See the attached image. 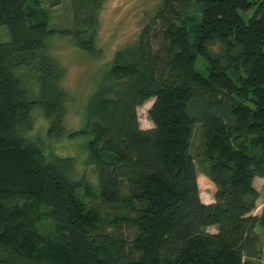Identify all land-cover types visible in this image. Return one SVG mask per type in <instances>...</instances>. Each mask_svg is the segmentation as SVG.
Here are the masks:
<instances>
[{"label":"trees","instance_id":"obj_1","mask_svg":"<svg viewBox=\"0 0 264 264\" xmlns=\"http://www.w3.org/2000/svg\"><path fill=\"white\" fill-rule=\"evenodd\" d=\"M27 1L0 0L8 32L0 41V264L264 260V207L251 214L253 178H264V0L159 1L114 51L87 97L82 125L67 135L83 139L94 188L83 172L76 175L72 156L45 150L25 132L37 110L47 139L64 134L69 96L48 44L69 38L92 54L101 0L75 20L81 26L59 30ZM19 67L36 76L32 98ZM149 99L152 125L142 129L136 107ZM196 123L202 172L214 187L209 203L199 198L189 152ZM93 190L102 205L122 204L131 216L100 219L82 201ZM121 223L134 227L130 240L104 232Z\"/></svg>","mask_w":264,"mask_h":264},{"label":"rangeland","instance_id":"obj_2","mask_svg":"<svg viewBox=\"0 0 264 264\" xmlns=\"http://www.w3.org/2000/svg\"><path fill=\"white\" fill-rule=\"evenodd\" d=\"M159 1L101 0L96 11L97 26L92 54L75 47L69 38L54 36L49 41L47 52L62 67L61 85L69 96L63 116L64 134L59 138L47 139L45 136L47 122L37 110L33 111L31 128L25 134L32 140L39 141L45 150L58 156H72L76 163V175L83 172L92 188L95 186L93 170L82 163L84 157L83 139L78 136L69 138L67 135L82 125L87 97L94 89L104 68L108 66L114 51L133 38L139 28L153 15ZM90 2L91 0H75L76 11L73 8L74 0H28L27 6L41 12L50 28L59 30L71 28L74 25L81 26L82 22L75 20L87 16ZM159 26L160 24L157 22L154 26L155 32ZM7 37L6 28L0 26V41H5ZM152 45L155 48L158 47L156 37L152 39ZM17 71L21 75L22 85L27 95L30 98L34 97L38 86L36 76L25 67H19ZM200 71L205 73L203 68ZM151 101L152 99H149L136 107L138 126L142 129L152 125L146 116V110ZM199 131L200 125L196 123L189 146L196 171H202L205 162L201 154L202 145L199 141ZM253 186L258 192V197L255 203L256 208L252 210V213H260L264 207V178H255ZM197 187L201 202L212 200L213 185L204 175H198ZM82 201L86 207L94 208L100 219H111L117 214H128L126 206L122 204L102 205L95 195V190L91 196H83ZM128 215L131 216V214ZM103 229L104 232L112 235L121 234L126 240H130L134 233V227L126 223L105 225ZM205 230L213 232L212 227H207ZM259 237L262 249H264L263 231H259ZM250 263L264 264V260L251 259Z\"/></svg>","mask_w":264,"mask_h":264},{"label":"crops","instance_id":"obj_3","mask_svg":"<svg viewBox=\"0 0 264 264\" xmlns=\"http://www.w3.org/2000/svg\"><path fill=\"white\" fill-rule=\"evenodd\" d=\"M198 175H204L205 176V174L202 172V171H198L197 172V174H196V182H197V178H198ZM206 177V176H205ZM207 178V177H206ZM255 178H253V180H254ZM212 184V183H211ZM213 191H214V187H213ZM213 200V199H212ZM212 200L211 201H207V202H204V203H209V202H212ZM256 203V202H255ZM256 208V207H255ZM253 212V211H252ZM251 212V214L252 215H255V214H258V213H252Z\"/></svg>","mask_w":264,"mask_h":264}]
</instances>
